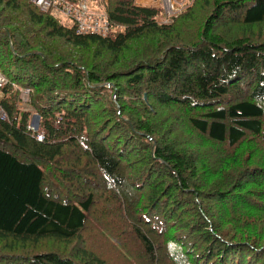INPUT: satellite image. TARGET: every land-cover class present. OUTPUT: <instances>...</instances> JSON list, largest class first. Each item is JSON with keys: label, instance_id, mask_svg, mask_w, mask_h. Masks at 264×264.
Segmentation results:
<instances>
[{"label": "trees", "instance_id": "16d2710c", "mask_svg": "<svg viewBox=\"0 0 264 264\" xmlns=\"http://www.w3.org/2000/svg\"><path fill=\"white\" fill-rule=\"evenodd\" d=\"M85 1L0 0V264H264V0Z\"/></svg>", "mask_w": 264, "mask_h": 264}, {"label": "built area", "instance_id": "2783aa9c", "mask_svg": "<svg viewBox=\"0 0 264 264\" xmlns=\"http://www.w3.org/2000/svg\"><path fill=\"white\" fill-rule=\"evenodd\" d=\"M37 7L43 11H47L52 8H56L61 11L66 17L74 20L77 25V31L79 33H95L100 35H106L110 31V23L108 16L105 12H101L100 15L90 13L88 5L83 0L79 5H74L66 0H31ZM168 20V13L165 12ZM171 16V15H170ZM169 16V17H170ZM6 83V78L0 72V85ZM0 115L5 117L3 111H0ZM43 135H39L38 139L43 140Z\"/></svg>", "mask_w": 264, "mask_h": 264}, {"label": "rangeland", "instance_id": "374dc122", "mask_svg": "<svg viewBox=\"0 0 264 264\" xmlns=\"http://www.w3.org/2000/svg\"><path fill=\"white\" fill-rule=\"evenodd\" d=\"M190 1L191 0H137V2L141 5L161 8L165 12H167L169 16L175 15L178 11H180V9L186 7ZM87 5L90 13L100 15V13L103 12V10L99 8L91 7L89 2L87 3ZM60 15L65 22H69V19L67 17H65L63 14ZM23 97L27 99V93H24ZM34 126H36V124Z\"/></svg>", "mask_w": 264, "mask_h": 264}, {"label": "water", "instance_id": "95a60500", "mask_svg": "<svg viewBox=\"0 0 264 264\" xmlns=\"http://www.w3.org/2000/svg\"><path fill=\"white\" fill-rule=\"evenodd\" d=\"M34 121H35L34 124H37V123L39 122V117L36 116ZM35 128H36V127H35Z\"/></svg>", "mask_w": 264, "mask_h": 264}, {"label": "crops", "instance_id": "0c3cea01", "mask_svg": "<svg viewBox=\"0 0 264 264\" xmlns=\"http://www.w3.org/2000/svg\"><path fill=\"white\" fill-rule=\"evenodd\" d=\"M1 97H2V93H1V91H0V98H1ZM35 117H36V116H35ZM35 117H34L33 122H32L33 125H35V124H34V122H35V121H34V120H35Z\"/></svg>", "mask_w": 264, "mask_h": 264}]
</instances>
